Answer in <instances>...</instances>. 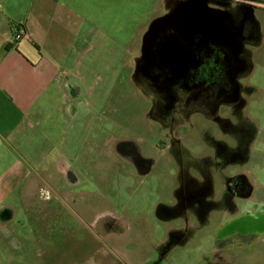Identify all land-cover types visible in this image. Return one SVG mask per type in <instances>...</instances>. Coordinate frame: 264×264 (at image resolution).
<instances>
[{
    "label": "flooded vegetation",
    "instance_id": "flooded-vegetation-1",
    "mask_svg": "<svg viewBox=\"0 0 264 264\" xmlns=\"http://www.w3.org/2000/svg\"><path fill=\"white\" fill-rule=\"evenodd\" d=\"M166 3V10L156 17L172 15L189 3L201 7L192 9L201 15L200 25L187 27L189 31H185L180 42L171 45L167 57L157 51L164 37L160 32L153 41L154 56L149 60L143 41L149 23L138 54L122 65L123 74L118 77L134 81L140 94L135 106L138 104L141 111H134L131 124L109 122L101 127L95 121V102H90L88 96L86 102L83 100V80H74L69 89L75 116L83 118L79 127L83 137H78V143L87 140L90 129L95 131L94 135L106 133L104 137L113 155L107 162L111 157L118 161V174L123 177L121 186L132 187L133 180L144 182L146 202L156 204L164 216L182 217L188 222L190 210L201 215L213 206L224 204L232 208L236 197L249 196L253 188L246 175L231 173L230 168L245 165L251 158L254 124L250 123V87L244 88L242 81L250 80L253 47L262 41L257 10L264 11V0H167ZM84 67L90 76V65ZM100 99L97 97L98 102ZM85 106L87 111L81 114ZM143 117L147 121H142ZM98 139L97 136L95 141ZM189 142H194L197 150L193 151ZM160 157H164L161 164ZM57 167L60 181L67 184L65 190L56 189L54 193L62 205H69L79 214L66 197L73 195L74 186L82 183V174L87 172L64 159L58 161ZM218 177L223 178L225 185L223 203L214 199ZM86 206L89 208V204ZM46 213L47 208L40 217L43 219ZM109 216L107 211L92 216L86 234L94 236L95 224ZM190 231L184 224L174 236L187 237ZM172 243L164 245L155 264L165 259Z\"/></svg>",
    "mask_w": 264,
    "mask_h": 264
},
{
    "label": "rangeland",
    "instance_id": "rangeland-1",
    "mask_svg": "<svg viewBox=\"0 0 264 264\" xmlns=\"http://www.w3.org/2000/svg\"><path fill=\"white\" fill-rule=\"evenodd\" d=\"M69 2L83 16L79 20V26L81 34H84L83 39L86 38L87 48L79 56L84 59L80 62H87L90 65L91 74L87 84L91 85V89L88 92V100L95 102L97 106L94 110L97 115L96 123L101 127L109 122L131 124L134 120V111L137 110V113L141 111V107L138 109V104L135 106V102L140 99V94L133 85L134 81H123L118 77L119 74H123L122 65L138 54L141 36L149 23L166 10L167 0H69ZM257 17L262 26V41L253 47L252 62L254 65L250 80L242 81L244 88L250 87V123L254 124V136L250 141L251 158L250 162L245 165L237 164L230 168L231 173L246 175L253 187L250 190L249 199L235 198V203L238 202L243 206L248 202L264 203V11L262 9L257 10ZM99 73L100 75L96 76ZM86 97H83L85 102ZM97 97L101 98L99 102ZM103 97L104 103H102ZM86 108L87 106L82 107L81 114L87 111ZM142 116L145 114L143 113ZM64 118L60 111L54 110L53 118L50 121L47 120L49 121L48 127H50L48 129L54 132L56 138L60 137L62 140L54 146L52 155L46 158L45 165L42 167L44 170L41 171L43 177L39 179L41 183L39 190L43 191V194L40 195V201L35 202L37 200L32 199L35 203L25 204L26 210L24 211L23 200L19 198V192L22 191L23 186H18L19 188L15 190L11 198L0 203V206L11 203L18 209L15 221L7 225L0 223V264H111V260L103 259L98 254L114 245L117 251L138 249L140 256L152 254L150 238L163 239L169 233L166 228L168 222L157 218L158 213L162 214L161 210L156 204L148 203L145 197L143 198L147 185L144 182L138 183L133 180L132 187H122L123 177L118 174V161L111 157L107 162L109 156L113 155L109 152L108 143L104 137L106 133L101 132L99 135H94L95 131L93 133V129H90L87 140L78 143V137H83L79 129L82 127L83 118L78 116L77 120L73 119V126L71 123L63 122ZM142 121L145 122L147 119L143 117ZM195 128L202 130L198 126ZM191 130L194 129L191 128ZM97 136L99 139L96 142ZM189 144L193 151L197 150L194 142H189ZM63 151L69 156L67 157L69 164L71 162L75 166L80 165L88 173L82 174V183L73 185V195L66 197L67 202L74 205L73 207L79 214L69 205H62L61 199L54 193L56 189L65 190L67 184L63 180L60 181L57 166L54 170L55 175L48 174L53 167L50 161L55 156L64 154ZM91 152L92 156L88 158L87 153ZM18 158L21 157L17 156L16 159ZM163 158L160 157V164ZM10 163L9 159L8 164ZM32 163L33 169L39 164ZM108 163L109 167H107ZM36 175L40 176V174ZM96 183L98 186H95ZM224 193L223 178L218 177L214 199L222 200L223 203ZM122 202L142 204L143 211L151 216V223L143 221L144 219H133L132 226L128 228L130 231L127 238L114 240V243L112 240V244L103 237L101 232L103 223L95 224L96 234L94 236L86 234L87 223L92 219L93 213L90 209L97 211L100 208H112L119 211V204ZM57 204L59 206L56 207ZM87 204L93 208L90 205L88 208ZM234 206L228 209L224 204L213 206L203 211L201 215L190 210L188 222L181 217L180 224L187 225L188 230H191L186 237L190 238V242L186 247L174 246L170 252L169 262L172 264H206V261L212 257L208 252L215 245L213 241L215 232L222 221L229 219ZM45 208H47V213L44 220L41 218V213ZM56 208L59 209L60 215H57ZM32 212L35 216L31 214ZM206 219L207 224H201V220ZM39 220L43 221L40 223ZM148 224H150L148 233L151 232V235L142 233ZM119 225L116 223L114 226L118 228ZM260 236L262 235H259V238ZM246 250H255L256 256L250 261L246 258L241 259L239 264H264V243L249 242ZM153 252L157 253L154 250ZM202 252L205 253L201 257ZM164 261H167V257Z\"/></svg>",
    "mask_w": 264,
    "mask_h": 264
},
{
    "label": "crops",
    "instance_id": "crops-1",
    "mask_svg": "<svg viewBox=\"0 0 264 264\" xmlns=\"http://www.w3.org/2000/svg\"><path fill=\"white\" fill-rule=\"evenodd\" d=\"M81 17L69 0H0V203L11 198L20 186H23L19 198L23 200L24 211L25 204L40 201L42 167L46 158L52 155L54 146L62 140L48 129V122L53 118L54 110L60 111L65 117L63 122L71 123L72 126L73 119L77 120L69 89L74 80H83L81 90L83 96H88L91 85L87 84L89 70L84 66L89 64L80 62L84 59L79 56L87 48L86 38L83 39L84 34H81L79 26ZM20 26L25 28L26 35L15 40L14 33ZM63 153L50 161L53 167L48 174L55 175L57 162L67 160L69 156ZM91 154L87 153L88 158ZM17 156L21 158L16 159ZM32 162L39 163L35 169L31 166ZM141 205L122 202L119 211L100 208L93 211L91 217L102 211L110 214L101 223V232L112 244V240L114 243V240L127 238L133 219H144L151 223L150 214L143 211ZM6 207L11 208L14 215L7 222L1 218V225L12 223L18 216V209L13 204H4L0 209ZM229 215V219L222 221L216 228L213 237L215 245L208 252L212 257L206 264H239L244 258L250 261L256 256V251L246 250L249 242L264 243L263 202H248L244 206L237 202ZM157 218L168 222L166 228L169 234L165 239L150 238L152 254L140 256L138 249L117 251L114 245L99 252L98 256L111 260V264H155L164 245L173 242L172 248L166 253L167 261L159 263L172 264L169 257L174 246L186 247L190 238L174 236L184 227L176 216L158 213ZM207 222V219L201 220V224ZM116 223L120 224L118 228L114 226ZM149 225L144 227L142 233H148ZM259 235L262 236L259 238ZM204 253L200 256H204Z\"/></svg>",
    "mask_w": 264,
    "mask_h": 264
},
{
    "label": "water",
    "instance_id": "water-1",
    "mask_svg": "<svg viewBox=\"0 0 264 264\" xmlns=\"http://www.w3.org/2000/svg\"><path fill=\"white\" fill-rule=\"evenodd\" d=\"M200 8L201 7L199 5L190 6L189 3H185L178 8V11L176 13L172 15L167 14L154 18L143 37L145 57H148V59L150 60L151 57L154 56L153 41L156 40V37L160 32L164 33V37L161 39V43L158 45L157 51L161 54L162 57H167L169 55L168 51H171V45L180 42L181 36L185 33V31H189L188 29H186L187 27L200 25L201 15L197 12L195 13L192 11V9L199 10ZM202 9L205 10V7H203ZM190 10L192 13L190 12ZM211 17L212 15L208 16L209 19H211ZM207 23L208 25L213 24L210 22ZM171 28H173V30L169 33L168 29ZM149 64L151 65V63ZM13 215V210L9 207L0 209V219L4 218L5 222L12 219Z\"/></svg>",
    "mask_w": 264,
    "mask_h": 264
},
{
    "label": "built area",
    "instance_id": "built-area-1",
    "mask_svg": "<svg viewBox=\"0 0 264 264\" xmlns=\"http://www.w3.org/2000/svg\"><path fill=\"white\" fill-rule=\"evenodd\" d=\"M26 35V30L23 26H20L16 33H14V39L15 40H20L21 38H23Z\"/></svg>",
    "mask_w": 264,
    "mask_h": 264
}]
</instances>
